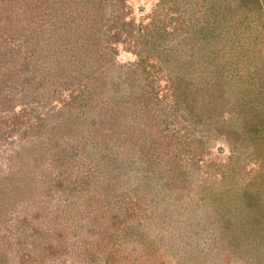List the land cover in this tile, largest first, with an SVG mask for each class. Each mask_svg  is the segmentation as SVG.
I'll return each mask as SVG.
<instances>
[{"label":"rangeland","instance_id":"374dc122","mask_svg":"<svg viewBox=\"0 0 264 264\" xmlns=\"http://www.w3.org/2000/svg\"><path fill=\"white\" fill-rule=\"evenodd\" d=\"M160 2L125 0L123 9L118 10L124 18L120 21H131L136 37L146 26L148 38L140 41L152 49L140 64L126 49L127 42L115 43L113 64L103 72L101 81L108 85L107 91L102 86L95 92L100 91L98 98L102 96L100 124L111 106L116 117L111 124L120 131L129 130V138L135 141L128 152L117 150L115 156L127 159L129 166L139 161L142 153L149 162L163 163L152 165L154 177L149 181L153 188L149 187L144 197L149 206L153 197L154 201L160 199L161 207L169 206L170 219L162 227L156 219L143 218L140 229L147 237L141 241L124 234L123 224L115 231L111 213L120 212L123 190L128 188L133 193L129 186H134L133 180L123 174L115 177L117 171L111 174L104 168L92 174L85 195L79 189L69 195L68 189H63L66 183L59 188L47 186L54 162L39 160L41 150L38 156L32 152L40 139L48 140L51 122L67 115L65 109L57 110L62 100L49 103L51 83L58 85L59 80L54 75H42L41 79L38 70L31 71L32 75L18 72L21 65L10 59L0 62L1 81L6 82L0 100L7 91L13 93L8 104L20 117L11 133L4 121L0 122V264H90L87 254L96 257L94 264H108V260L111 264H160L161 256L162 264H264V216L257 221V207L264 208V119L256 128L247 123L252 114L260 119V111L249 109L255 93L264 96V0H165L164 10ZM174 2L178 12H165L170 4L175 8ZM171 17L176 18V25L170 23ZM163 24L179 33L177 38L183 45L174 38L172 46L181 47V54L187 53L188 47L201 49L200 57L191 62L186 59L178 67L173 61H162V65L156 62L163 49L158 33ZM210 28H216L217 34L222 31L213 36V42L204 36ZM13 68L15 73L8 72ZM126 78L118 82L117 93H110L111 81ZM41 80L43 86L37 88ZM215 81L218 86L213 85L211 90L224 96L212 99L210 107L211 102L200 89ZM40 91L44 107L35 110L30 103L24 104ZM37 114L44 116L41 132L34 127ZM183 140L189 145L184 147ZM119 142L114 140V147L120 149L123 142ZM142 142L143 149L138 146ZM81 155L84 163L74 165L78 170L85 169L86 162L91 164L86 151ZM175 170L181 172V184L173 192L161 190L166 186L164 176ZM75 171L69 182L80 174ZM106 183L111 185L105 209L100 207L96 214L88 215L86 199ZM37 232L43 234L34 239ZM148 236L160 245L161 255L156 259L145 249ZM84 238L87 244H83ZM45 242L57 250L49 251L46 246L43 253Z\"/></svg>","mask_w":264,"mask_h":264},{"label":"trees","instance_id":"16d2710c","mask_svg":"<svg viewBox=\"0 0 264 264\" xmlns=\"http://www.w3.org/2000/svg\"><path fill=\"white\" fill-rule=\"evenodd\" d=\"M250 1L254 2L259 0ZM124 3L125 0H0V62L8 63L11 59V62H16L21 65V69L18 72L22 71L32 75L31 71L38 70L41 79L42 75L48 76V78L54 75V78L56 77L59 80L58 85L54 82L51 83L52 88L51 95H49V103H52L54 100H59V102L62 100V106H59L57 110H60V108L65 109L67 115L64 116V119L61 118L59 122H51L47 129L48 140L46 138L40 139L39 146L33 149L36 151L32 152L35 156L36 154L38 156L42 151L39 160L54 162V164L50 165V172L53 174V177L49 180L47 186H56L59 188L61 186L63 187V185L65 186L66 183L67 187L63 189H68L67 193L69 195L75 189L81 190L85 195L87 194V184H89L91 179L89 177H92V174L94 175L104 168L107 171H111V174H115L117 171L119 174L117 175L116 173L115 177L119 178V175L123 174L127 179H132L134 186H129V188L132 189L133 193L128 188L123 190L124 200L120 201V203H123L122 209L120 207L121 210L119 213L112 212L111 219L113 221L112 224L115 225V231L119 230V226L123 224L124 226L121 230L124 234L134 235L137 237L135 239L141 241L147 237L146 232L140 229V222H142L143 218H149L153 222L156 219V222L162 227H165V221L170 219L169 214H171V210L169 206L165 208L161 207L160 199L158 198L154 201V197L150 200L154 204L152 203L153 205L151 204L149 206V202L146 203L144 197L145 193L148 192V188H153V184L149 181L152 176L154 177L152 174V165L157 163L162 166L164 165L160 161L151 160L149 162V158H143L145 155L143 153L139 156V161L132 162L131 166H129L130 162H127V159H119L115 156L119 154L117 150L128 152V150L133 148L135 141L133 138H129V130L120 131L118 127H114V124H111V121L116 119L114 112L111 110V106L108 107L109 110H106L108 112V115L104 116L106 119L102 117L104 122L100 124L99 120L101 115L99 109L101 108L102 96L98 98L100 91L95 92L96 88L99 89L102 86L107 91L108 85L101 81L103 79V72L111 69L113 64L114 55L111 52L114 50L115 43L127 42L126 49L136 55L139 61L138 63L140 64L145 62V57L149 55L150 49H152L151 47L149 49L146 47L145 44L147 42H143L144 44H142L140 41L142 38H148V33L145 31L146 26L138 32L139 36L136 37L137 32L134 31L132 22L120 21L124 18L118 10L123 9L125 6ZM161 4H163L162 8L164 10L165 0H161L159 5ZM170 5L169 10L167 9L165 12H178L176 2L173 3L175 8L172 4ZM196 6L199 9L203 8L199 4ZM171 22L176 25V18L171 17ZM162 27L159 28L158 33L161 35L162 42L160 43H163V49H160V54L158 53L160 58L156 54V62L162 65L163 62L173 61L176 62L175 67H178L179 64L182 65L186 62V59H189V62H191L194 58L200 57L198 52L201 49L197 50L195 47H188L187 53L181 54V47L176 48L170 44L171 40L177 38L179 34L177 30H167L166 24H163ZM221 32L217 34L216 28H210L204 36H208L207 40L213 42L216 38L213 36L215 34L216 36L221 35ZM170 35L172 36L171 38ZM182 39L187 38L183 37ZM177 40L181 44L178 38ZM167 41L169 45H166ZM204 47L202 46V48ZM201 54L207 56L206 52H202ZM12 65L14 67V64ZM135 69L133 68L132 70L134 71ZM15 71V68H13L12 71L8 72L15 73ZM67 74H69L68 77H66ZM176 76L180 77V73L177 72ZM29 78L32 79L31 77ZM118 79L115 82L111 81V87L109 86L111 89L110 93H117L119 91V88H117L118 82H125L127 80V78L122 81ZM43 82L41 80L37 88H39V85L40 87L41 85L43 86ZM213 85H217V82L203 85L200 89L204 93L203 97L206 98L207 96L209 102H211L210 107L213 106V100L216 97L220 98L224 96L222 95L223 92L218 94L213 89L211 90ZM4 86H6V82L4 80L1 81L0 77V91H3L2 88ZM8 88L12 87L8 86ZM174 89L175 87H173ZM64 91L68 92L64 93ZM42 92L37 93L38 95L34 94L35 96H32L31 101H26L24 104L30 103L35 107V110L39 106L44 107L46 104L41 100ZM255 94V102H250L251 107L249 109L252 111L254 109L260 111V119L259 117L253 118L252 114L246 120L247 123H252L256 128L258 125L263 124L262 119H264V116L261 115V112L264 111V101H260L264 100L262 98L264 96L261 95L262 93L259 95V92ZM4 97H8L9 99L7 98L6 102L5 98L0 100V120L2 119L0 122L4 121V124L7 126L6 128L11 133L16 127L13 124L18 125V121L16 120L20 116L19 113L13 110V105L8 104L13 97V93L7 91ZM195 99L194 101L197 103ZM257 99L259 100L256 101ZM45 113L48 114L49 112L46 111ZM29 120L33 121L32 118H29ZM34 121V127H38L36 131H40V126L43 125L41 121H44V116L37 114ZM1 129L2 127H0V131ZM0 135L3 134L0 132ZM114 140H120L119 143L123 142L120 145V149H118L119 146L114 147ZM182 143L184 147L189 145V141L187 140H183ZM65 146L69 147L67 148ZM138 146L141 149L145 147L143 142L138 144ZM81 151L88 153L91 164L86 162V168L78 170L74 165L76 162H83ZM145 152L147 153V151ZM118 169H121V172ZM72 170H76L75 172H80V174L77 173L79 176L76 175V179L69 182ZM180 173V171L175 170L164 176L166 177L164 179L166 186H161V190L172 191L177 189L178 185L183 181ZM34 174L36 175L35 172ZM156 182L154 181L155 184ZM110 185V183H106V186L103 185L98 192H95V195L92 194L90 198L86 199L88 208L85 210H87L88 215L92 212L96 214L95 212L99 211L100 207L105 209V205L108 203V198L106 197L109 195ZM249 185L251 186V184ZM169 198H175L176 200L178 196L170 195ZM256 204H258L257 201L254 202V205ZM257 212L259 213V220H257L259 222L262 215L264 216V208L261 206L257 207ZM256 222L255 224L257 225L258 223ZM37 234L34 239L40 237V234L43 233L37 232ZM116 234H118V231ZM84 240L86 238L82 240L83 244H87ZM156 244L150 238L144 243L146 251H149V254L152 256L151 258L154 259L161 255L159 251L160 245ZM46 246L52 252L56 248L52 246V243L45 242V251L43 253H46ZM86 249L91 251L89 247ZM87 257H89L88 263L94 264L96 257L91 254H87ZM161 258L162 256L159 258L160 264L164 263ZM108 264H111V261L108 260Z\"/></svg>","mask_w":264,"mask_h":264}]
</instances>
